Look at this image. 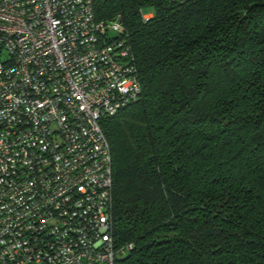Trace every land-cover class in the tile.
<instances>
[{
  "label": "trees",
  "instance_id": "16d2710c",
  "mask_svg": "<svg viewBox=\"0 0 264 264\" xmlns=\"http://www.w3.org/2000/svg\"><path fill=\"white\" fill-rule=\"evenodd\" d=\"M151 7L152 16L142 17ZM141 91L101 120L115 264H264V0H93Z\"/></svg>",
  "mask_w": 264,
  "mask_h": 264
},
{
  "label": "built area",
  "instance_id": "2783aa9c",
  "mask_svg": "<svg viewBox=\"0 0 264 264\" xmlns=\"http://www.w3.org/2000/svg\"><path fill=\"white\" fill-rule=\"evenodd\" d=\"M140 91L128 33L93 0H0V264H115L131 248L111 234L101 120Z\"/></svg>",
  "mask_w": 264,
  "mask_h": 264
},
{
  "label": "rangeland",
  "instance_id": "374dc122",
  "mask_svg": "<svg viewBox=\"0 0 264 264\" xmlns=\"http://www.w3.org/2000/svg\"><path fill=\"white\" fill-rule=\"evenodd\" d=\"M152 11H153V9L151 7H144L142 9V13L143 14H146V13H149V12H152Z\"/></svg>",
  "mask_w": 264,
  "mask_h": 264
},
{
  "label": "crops",
  "instance_id": "0c3cea01",
  "mask_svg": "<svg viewBox=\"0 0 264 264\" xmlns=\"http://www.w3.org/2000/svg\"><path fill=\"white\" fill-rule=\"evenodd\" d=\"M148 16H152V13L151 12H149V13H146Z\"/></svg>",
  "mask_w": 264,
  "mask_h": 264
}]
</instances>
